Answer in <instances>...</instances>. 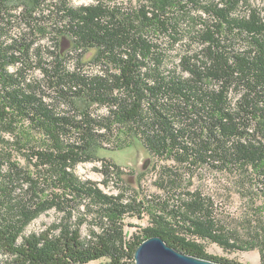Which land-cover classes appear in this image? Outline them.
Segmentation results:
<instances>
[{
  "label": "trees",
  "instance_id": "obj_1",
  "mask_svg": "<svg viewBox=\"0 0 264 264\" xmlns=\"http://www.w3.org/2000/svg\"><path fill=\"white\" fill-rule=\"evenodd\" d=\"M136 142L155 192L110 159L97 170L117 193L76 172ZM219 176L235 192L195 186ZM136 216L148 224L129 233ZM151 236L264 264V0H0L2 264H136Z\"/></svg>",
  "mask_w": 264,
  "mask_h": 264
},
{
  "label": "rangeland",
  "instance_id": "obj_2",
  "mask_svg": "<svg viewBox=\"0 0 264 264\" xmlns=\"http://www.w3.org/2000/svg\"><path fill=\"white\" fill-rule=\"evenodd\" d=\"M95 0H73V3L76 5L83 3H90ZM123 2L132 4H138L142 0H119ZM256 3L260 0H254ZM71 47V42L68 38H64L62 41L63 50H68ZM102 111V110H101ZM106 148L97 151L96 159L91 162H86L79 164L76 168V172L82 178H88L95 180L99 183V186L108 193H117V189L112 186V184L103 183L104 176L97 170V167L102 166L101 158H106L112 160L114 163L120 166L121 177L124 182L131 187L144 190L145 192H155L157 188L153 184L155 178L154 165L156 160L150 155L147 149L139 142H136L131 147L112 150V144H105ZM147 164V166H146ZM220 177V176H219ZM202 185L206 190L211 192H235L234 189H225V184L223 183L221 177L220 180L216 181L215 177L199 181L196 179L195 186ZM232 188L231 186H229ZM229 205L232 209H236L239 205L238 195H234L233 198L229 200ZM56 213L51 210L46 214H43L41 217L37 218L31 223L28 227L27 232L39 233L45 229L55 220ZM126 229L129 233L139 231L141 228L145 227L148 224L147 219L144 217H127L126 218ZM87 229L84 226L82 228V235L86 236ZM208 254L220 256L227 258L229 260H235L242 264H258L260 262V255L257 250L253 251H244V252H234L229 253L224 251L221 247L216 244L208 243L207 244ZM7 259V256L0 254V264H2ZM97 263V262H94ZM135 264V263H134Z\"/></svg>",
  "mask_w": 264,
  "mask_h": 264
},
{
  "label": "water",
  "instance_id": "obj_3",
  "mask_svg": "<svg viewBox=\"0 0 264 264\" xmlns=\"http://www.w3.org/2000/svg\"><path fill=\"white\" fill-rule=\"evenodd\" d=\"M135 259L136 264H228L182 252L160 236L144 240L136 249Z\"/></svg>",
  "mask_w": 264,
  "mask_h": 264
}]
</instances>
